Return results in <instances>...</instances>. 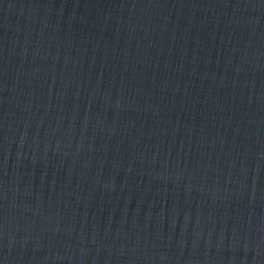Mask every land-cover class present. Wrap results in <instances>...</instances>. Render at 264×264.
<instances>
[{
	"label": "water",
	"instance_id": "1",
	"mask_svg": "<svg viewBox=\"0 0 264 264\" xmlns=\"http://www.w3.org/2000/svg\"><path fill=\"white\" fill-rule=\"evenodd\" d=\"M0 264H264V0H0Z\"/></svg>",
	"mask_w": 264,
	"mask_h": 264
}]
</instances>
